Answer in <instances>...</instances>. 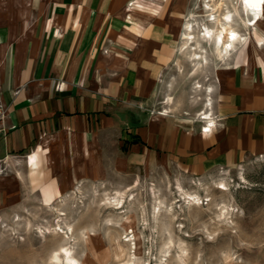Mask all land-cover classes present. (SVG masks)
<instances>
[{"label": "crops", "instance_id": "1", "mask_svg": "<svg viewBox=\"0 0 264 264\" xmlns=\"http://www.w3.org/2000/svg\"><path fill=\"white\" fill-rule=\"evenodd\" d=\"M191 6V0H0V85L9 110L0 170L33 147L27 164L71 153L94 169L118 160L135 170L169 159L193 175L264 157L258 28L229 62L212 56L210 132L203 129L211 122L200 116L198 122L145 110L162 68L182 53ZM252 41L259 55L251 64Z\"/></svg>", "mask_w": 264, "mask_h": 264}, {"label": "rangeland", "instance_id": "2", "mask_svg": "<svg viewBox=\"0 0 264 264\" xmlns=\"http://www.w3.org/2000/svg\"><path fill=\"white\" fill-rule=\"evenodd\" d=\"M191 1L198 23L221 10L212 0L209 10L208 1ZM223 4L240 7L237 0ZM258 30L264 33V20ZM188 53L178 51L162 68L145 110L199 122L207 111L205 89L216 82L209 68L193 74ZM247 55L251 64L258 61L253 41ZM210 99L213 104L214 93ZM35 149L0 170V264H59L50 258L65 245L82 264H264V157L193 175L169 159L135 170L118 160L110 169H94L71 153L27 164ZM181 193L197 200L189 204Z\"/></svg>", "mask_w": 264, "mask_h": 264}, {"label": "bare ground", "instance_id": "3", "mask_svg": "<svg viewBox=\"0 0 264 264\" xmlns=\"http://www.w3.org/2000/svg\"><path fill=\"white\" fill-rule=\"evenodd\" d=\"M212 1L211 2L213 5L216 7H221V10L211 13L208 16L209 20L207 21V24L198 23L196 20H194L195 16L192 15L191 21H187L185 24V32L181 35L183 41L182 53L187 54L189 52L188 54L193 64V74L195 76L202 69L210 68L213 57L216 58L217 62H229V60L237 52V49L239 48L238 45L245 44L251 37L252 32L257 30L259 24H261L264 20V0H237L240 3V7H236L233 11L228 8L223 9L224 0H220L221 3L218 2V5L216 0ZM212 3L206 2L205 8L209 10ZM236 17L239 18L241 25L245 28L244 34L235 27ZM203 43H205V46ZM207 46L212 48L214 55H212L213 57L208 52ZM195 88L201 90L203 86L198 84ZM213 89L214 88L211 85L206 87L205 91L208 98L205 100L204 105L207 111L205 110L204 112L202 111L203 113L198 114L202 120L205 119L211 122L209 126H205L206 129H203L205 132H210L211 127H213V125L211 126L213 121L209 111V108L212 106V100L210 98ZM167 101L168 103H171L172 98H169ZM220 184H222L223 187L218 189L225 190L226 185L224 183ZM129 190L130 189L128 188V191ZM178 190L179 192H182V190ZM183 193L180 195L181 199L187 200L189 204H194V201L197 200V197H195L196 195H188V197L183 198ZM158 212L160 213L161 209ZM71 253L72 252L66 247V245L61 246L56 250V252L53 253L50 260L52 262H59V264L62 259L63 262H66V264H82L79 263L75 257L71 255Z\"/></svg>", "mask_w": 264, "mask_h": 264}, {"label": "built area", "instance_id": "4", "mask_svg": "<svg viewBox=\"0 0 264 264\" xmlns=\"http://www.w3.org/2000/svg\"><path fill=\"white\" fill-rule=\"evenodd\" d=\"M206 1L211 2V0H206ZM8 118H9V110L4 103L3 91L0 85V134H5L7 132L6 121L8 120Z\"/></svg>", "mask_w": 264, "mask_h": 264}]
</instances>
